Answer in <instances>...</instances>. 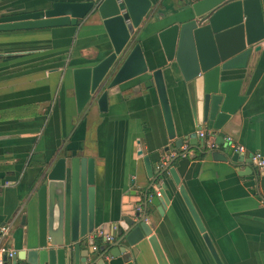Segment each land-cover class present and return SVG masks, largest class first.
<instances>
[{
  "label": "crops",
  "instance_id": "obj_1",
  "mask_svg": "<svg viewBox=\"0 0 264 264\" xmlns=\"http://www.w3.org/2000/svg\"><path fill=\"white\" fill-rule=\"evenodd\" d=\"M53 1L58 0H0V14L42 10ZM151 2L140 34L149 71L168 64L157 32L178 20L185 0ZM261 7L264 19V0ZM258 46L244 67L227 72L228 79L241 80L239 93L245 96L219 131L245 148L243 160L233 163L215 160L201 149L199 139L194 144L189 137L196 126L179 71L175 79L164 70L173 140L148 75L109 90L106 111L94 102L77 112L72 70L93 66L112 51L95 19L78 26L0 32V225L10 223L7 246L23 255L26 239L36 236L37 199L32 187L41 167L66 154L87 156L95 168L97 226L89 237L97 254L104 253L105 264H161L148 245L125 256L96 232L98 225L108 222L113 235L121 196L127 191L139 195L150 184L143 156L148 155L154 167L174 140L182 138L183 147L190 150L172 165L219 264H264V170L250 162L253 153L264 157V38ZM215 141L218 149L227 148L218 135ZM179 185L168 179V201L160 197V211L150 205L146 217L164 264H217L178 193Z\"/></svg>",
  "mask_w": 264,
  "mask_h": 264
},
{
  "label": "water",
  "instance_id": "obj_2",
  "mask_svg": "<svg viewBox=\"0 0 264 264\" xmlns=\"http://www.w3.org/2000/svg\"><path fill=\"white\" fill-rule=\"evenodd\" d=\"M151 0H71L53 1L46 9L0 14V32L42 30L64 26H78L86 19L98 22L112 46V51L93 66L72 70L76 110L80 113L96 102L100 111L108 108V91L123 82L148 75L155 87L166 131L170 140L175 130L164 84V70L176 79L179 71L185 83L193 122L196 129L204 126L219 132L245 100L240 95L241 80L227 78V72L244 67L251 52L259 50L264 38V19L261 0H185L178 20L157 32L166 65L148 70L141 46L142 25L150 16ZM174 62V63H173ZM189 137L197 142L195 133ZM190 142V140H189ZM183 139L174 140L172 156L166 165L161 160L152 166L151 158L143 156L150 184L143 193L127 191L120 198L119 225L112 232V246L126 256L150 246L158 262L165 258L153 228L146 222L150 205L162 206L168 179L179 185L173 162L181 157ZM215 160L241 162L243 155L227 147L207 150ZM252 162V160L250 161ZM253 163V162H252ZM158 167V168H156ZM252 172L251 168H247ZM160 188V196L149 198L153 185ZM37 199L36 236L26 239L23 255L16 253L10 264H105L104 253L93 249L89 235L95 222V168L87 156H61L41 167L33 185ZM178 193L184 200L214 261L219 259L208 235L182 185ZM116 227V226H115ZM110 224L98 225L109 234ZM124 256V257H125ZM111 257V254H107Z\"/></svg>",
  "mask_w": 264,
  "mask_h": 264
},
{
  "label": "built area",
  "instance_id": "obj_3",
  "mask_svg": "<svg viewBox=\"0 0 264 264\" xmlns=\"http://www.w3.org/2000/svg\"><path fill=\"white\" fill-rule=\"evenodd\" d=\"M121 0H118V2H120ZM196 135V138L199 139L201 141V149H205V150H213V149H217L220 147V144L218 142L215 141V136L218 135L217 131H213L211 129H206L203 127H200L198 129H196V131L194 132ZM222 143L221 144H225V146L231 148L233 151L238 152V153H243L244 151V146L235 142L230 136H222L221 137ZM186 147H182V149L184 150ZM182 157H185V155L187 154V152H182L181 153ZM176 155L175 153H169V154H165L162 159H161V165H166L167 162L169 161V159ZM251 160L254 164V166L257 168V170L259 171H263L264 170V157L256 152L253 153L251 155ZM158 168V167H156ZM9 182H5L4 185H8ZM154 195L156 196H160V188L158 186H156L155 184L152 186L148 196L149 198L153 197ZM115 229V228H114ZM9 231H10V223H6V224H1L0 225V264H10V261L12 260V257L16 254V251L10 247L7 246L6 244V238L9 235ZM96 235H101L104 237V242L105 243H112L114 240L113 235L111 234H103L102 230L99 229V231L96 232ZM93 249H97L96 246H93Z\"/></svg>",
  "mask_w": 264,
  "mask_h": 264
}]
</instances>
